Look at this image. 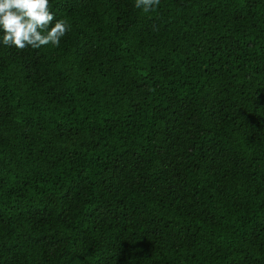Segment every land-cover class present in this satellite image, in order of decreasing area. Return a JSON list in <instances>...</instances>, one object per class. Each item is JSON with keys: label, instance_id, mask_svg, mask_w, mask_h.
I'll return each instance as SVG.
<instances>
[{"label": "trees", "instance_id": "16d2710c", "mask_svg": "<svg viewBox=\"0 0 264 264\" xmlns=\"http://www.w3.org/2000/svg\"><path fill=\"white\" fill-rule=\"evenodd\" d=\"M50 4L0 43V264H264V0Z\"/></svg>", "mask_w": 264, "mask_h": 264}, {"label": "clouds", "instance_id": "9594fccd", "mask_svg": "<svg viewBox=\"0 0 264 264\" xmlns=\"http://www.w3.org/2000/svg\"><path fill=\"white\" fill-rule=\"evenodd\" d=\"M161 0H135L144 13L155 12ZM50 0H0V43L23 51L49 45L59 47L69 25L55 21Z\"/></svg>", "mask_w": 264, "mask_h": 264}]
</instances>
